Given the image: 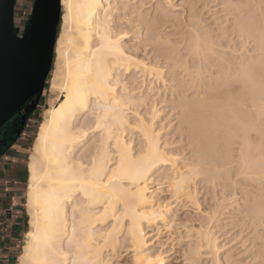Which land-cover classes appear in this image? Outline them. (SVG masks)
I'll return each mask as SVG.
<instances>
[{"label":"bare ground","instance_id":"6f19581e","mask_svg":"<svg viewBox=\"0 0 264 264\" xmlns=\"http://www.w3.org/2000/svg\"><path fill=\"white\" fill-rule=\"evenodd\" d=\"M196 1H202L201 6L204 8L210 4L220 13L226 10L228 15L231 13L228 18L224 13L220 14L222 20L226 16L225 21L229 22L225 26H222L225 22L218 24L221 27L218 30L217 25L215 29L227 39L233 36L239 40L240 47L244 48L243 52L237 50L240 55H236L234 45L235 54L230 55L231 58L221 54L217 57L218 51L214 47L217 42L214 43V37L209 36L212 35L209 34L211 29L204 30L197 16L196 20L193 17L194 22L191 21L194 24L190 27L193 39L189 42L185 40L187 47L180 46L184 40L178 46L169 47L163 44L159 32H155L156 19L147 18L136 0H61L64 12L60 19L61 31L54 47L56 72L50 81V89L55 92L56 98L55 103L44 110L28 157L25 206L29 229L24 235L17 264H111L110 259H107L108 254H103V250H110V255L117 253L115 247L120 232H124V239L127 240L126 252L132 253V264H165L164 255H161L164 252L150 247L151 241L147 239L145 231L149 225H168L172 215L170 204L154 201L155 191L149 189L152 174L162 180L166 178L178 198L185 197L192 203L196 199V187L192 184L199 175L206 183L209 181L213 187H220L225 196L239 191L242 193L241 201L233 203L236 208L229 206L233 209L229 210L231 216L239 212L237 222L250 223L252 231L260 228L264 230V0ZM211 6L207 8L211 9ZM188 8L191 10L190 6ZM213 19L217 21L218 18ZM183 49L186 51L183 52ZM231 51L226 49V54ZM163 68L167 69L169 79L175 80L177 88L180 84L197 87L201 83L200 88H205V71L210 76L215 74L207 90L208 96H205L206 91L204 96L201 95L204 98L199 100L200 116L196 115L197 119L191 115L192 107L187 106L192 99L187 98L185 102L180 97L183 100V104L179 102V105H183L180 111L177 108L180 98L175 101L177 105L174 103L179 111H176V119H183L182 124L188 125L187 128L189 125H198L193 126L195 129L191 133L195 139L199 137L196 145H193L196 158H191V162L183 160L181 166V161L176 163L177 152L173 149L176 154L172 153V149L171 152L167 148L168 141H160L161 128L157 130L153 127L152 119L158 109L149 106L151 110L147 113L153 117L151 120L149 116L144 117L143 113L134 114L135 103L149 98L146 91L143 93L147 94L136 95L135 89L145 84L143 75L153 74V78L160 79L164 74ZM139 75L142 80L137 81ZM151 83L149 79L147 88L150 90L153 87ZM163 83L161 85L165 86ZM179 89L181 91L182 88ZM188 95L191 98L192 94ZM170 97L165 100L169 101ZM190 111L192 113L188 114ZM130 113L132 116L134 114L133 119ZM133 129L142 136L137 153L133 151V143L131 145L130 140L124 138V132L128 130L130 133ZM179 135L182 136V133ZM217 204L220 205V202ZM106 219L110 222L103 228ZM199 229L191 233L196 245L192 248L196 250L189 249L198 252V248H203L212 254L211 264H221L216 254L219 246L215 233L212 234L210 229ZM259 231L254 234V239L250 235L256 247L252 251V259L261 257L264 250V242L259 240L263 237ZM248 250L249 246L245 251Z\"/></svg>","mask_w":264,"mask_h":264},{"label":"rangeland","instance_id":"374dc122","mask_svg":"<svg viewBox=\"0 0 264 264\" xmlns=\"http://www.w3.org/2000/svg\"><path fill=\"white\" fill-rule=\"evenodd\" d=\"M28 2L29 1H31V0H27ZM136 1H138V5L141 7L140 9L141 10H143V13L146 15V17L147 18H150V19H156L155 20V28L154 29H156L155 30V32L156 33H158L160 36H162L161 37V41L163 42V44L164 45H166V46H178L179 44H180V41L181 40H186L187 41V39H188V42H189V40H191V39H193L192 37H193V34H192V32L193 31H191V28L190 27H193V25L194 24H192V22H194L197 18H196V16L199 18L198 19V21H199V25L201 26L202 25V27H203V29L205 30H210L211 29V31H210V33L209 34H212V35H214V36H212V35H209V34H207V35H209V36H211V38H213V42L214 41H216V42H214V43H216L215 45H214V47H215V49L218 51L217 53V57H219L218 55H223V56H228V57H230L231 58V56L230 55H232V54H235V50H234V48L236 49V51L238 50L239 52H241L244 48L241 46L240 47V42H239V40L236 38V37H233V36H231V37H229V39H227L226 37H224L222 34H219L218 32H220V31H218L219 30V28L221 27L220 25L221 24H223L224 22H225V24H223L222 26H225L226 25V23L228 24V22L229 21H225L226 20V16L228 15V13H226L227 12V10H226V12L224 11H221L222 13H220V10L218 11V9H214L213 8V6H211L210 4H209V6H207V7H210L211 6V9H209V8H207L206 6H205V8L204 7H202L201 6V4H202V1L200 2H198V1H196V0H193V4L191 3V1L192 0H136ZM159 1V2H158ZM141 2V3H140ZM143 2V3H142ZM197 3V5H196V3ZM140 3V4H139ZM154 3V4H153ZM142 4H144V6L142 5ZM162 4V5H161ZM164 4V5H163ZM191 4V5H190ZM168 5V6H167ZM170 5V6H169ZM199 5V6H198ZM143 6V7H142ZM148 6V8H146ZM158 8H157V7ZM164 6H165V8H164ZM191 7V10H190V8H188V7ZM192 6H194V8L192 7ZM159 7H160V9L162 10H160L159 9ZM162 7V8H161ZM166 7H167V9H166ZM195 7H196V9H195ZM199 7L201 8V11L199 10ZM204 8V9H203ZM216 8V7H215ZM158 9V10H157ZM165 9V10H164ZM168 9H169V11H168ZM206 9V10H205ZM208 9H209V11H208ZM213 9V10H212ZM193 10V11H192ZM195 10V11H194ZM228 10L229 11H232L231 10V8H228ZM167 13H166V12ZM190 13H189V12ZM200 11V12H199ZM211 11H212V15H211ZM215 11H217V13L215 12ZM27 12V11H26ZM64 11H63V8H62V6H61V15H62V13H63ZM149 12V13H148ZM156 12V13H155ZM161 13V15L162 16H160V13ZM185 12V13H184ZM195 12V14H193ZM150 13H151V15H150ZM167 15H165V14ZM187 13H189V15L187 14ZM206 13H207V15H206ZM209 13H210V15H209ZM219 13V14H218ZM223 13L224 14H226V16H224V18H223V20H222V17L223 16H220V14L221 15H223ZM149 14V15H148ZM191 14V15H190ZM199 14V15H198ZM216 14L218 15V16H216ZM230 15H228L227 16V18L228 17H230L231 16V13H229ZM160 17H159V16ZM168 15H169V17H168ZM21 16V15H20ZM164 16H165V18H164ZM182 16L184 17V18H182ZM186 16H187V18H186ZM188 16H189V19H190V21H189V19H188ZM191 16H192V18L194 17L195 18V20H194V18L192 19L191 18ZM211 16V17H210ZM215 16V17H214ZM161 17H162V19H161ZM205 17V18H204ZM209 17L211 18V19H209ZM221 18V21L219 22L218 20H220V18ZM21 18H23V16H21ZM160 20H159V19ZM203 18H204V20H203ZM213 18H218V19H216L217 21H215V19H213ZM182 19V20H181ZM206 19H208V20H206ZM165 20H166V23H165ZM183 20H185L186 22H184ZM188 20V21H187ZM182 21V22H181ZM192 21V22H191ZM207 21V22H206ZM210 23H209V22ZM178 22V23H177ZM180 22V23H179ZM190 24H189V23ZM212 22V23H211ZM214 22V23H213ZM217 22H219V23H217ZM16 24H15V27H17L18 29H22V26L24 27V24H23V22H22V19L21 20H19L18 22H17V20H16V22H15ZM183 23H184V25H183ZM188 23V24H187ZM209 23V24H208ZM26 24V23H25ZM166 26H164V25ZM179 24H182V25H179ZM192 24V25H191ZM205 24V25H204ZM208 24V25H207ZM213 26H212V25ZM214 24H216V25H214ZM218 24H220V25H218ZM186 25H188L187 27H185ZM219 27H218V26ZM163 26V27H162ZM178 26H181L180 28L178 27ZM204 26H207V27H204ZM213 28H211V27ZM215 26H217V29H215L216 27ZM165 27V28H164ZM198 27V26H197ZM210 27V28H209ZM160 28H162V29H160ZM187 28H190V29H187ZM182 29L184 30V31H182ZM180 30V31H179ZM193 30V29H192ZM218 32H217V31ZM60 31H61V21H60V25H59V30H58V35H59V33H60ZM163 31V32H162ZM165 31V32H164ZM167 32V33H166ZM176 32V33H175ZM178 32H180V33H178ZM189 32H191V33H189ZM211 32H216L215 34H217L218 33V35H216L215 36V34L214 33H211ZM186 33V34H185ZM164 34V35H163ZM177 34V35H176ZM182 34H183V36H184V34H185V36L183 37L182 36ZM188 34V35H187ZM189 34H191V36L189 35ZM58 35H57V37H58ZM176 35V36H175ZM221 35V36H220ZM221 38H220V37ZM182 37H183V39H182ZM219 38V39H217V38ZM178 40H177V39ZM232 38H233V40H232ZM236 38V39H235ZM57 39V38H56ZM215 39V40H214ZM225 39V40H224ZM182 41V43H181V47L182 48H185V47H187L186 45H188V43L185 41ZM211 41H212V39H211ZM223 41V42H222ZM233 41L235 42V43H233ZM238 41V42H237ZM168 42V43H167ZM177 42V43H176ZM227 42V43H226ZM228 42H229V44H228ZM231 42V43H230ZM237 43H238V46L240 47H238L237 46ZM173 44V45H172ZM184 44V45H183ZM226 44L227 45H229L230 46V48L232 49L233 47H234V45H236L232 50H234L233 52L231 51V49L229 48V46H226ZM183 45V46H182ZM185 46V47H184ZM218 47H219V49H218ZM228 47V48H227ZM224 48V49H223ZM228 50V52L229 51H231L230 52V54H228V52H227V54H226V49ZM230 49V50H229ZM222 50V51H221ZM186 50L185 49H183V52H185ZM238 51L236 52V55H240V54H237L238 53ZM244 51V50H243ZM242 51V52H243ZM223 52H225V53H223ZM220 55V56H221ZM55 59H56V56H55V51H54V56H53V62H52V66H51V70H50V72H49V75H48V78H47V85H46V87L45 88H43V90H42V93H41V96H40V103H39V105L38 106H36L37 108H35L34 109V117L31 119V130H32V136H31V138H30V150H29V155H30V152H31V149H32V143H33V140H34V137H35V135H36V132H37V128H38V126H39V124H40V122H41V120H42V116H43V113H44V110L46 109V108H48L49 106H51L52 104H54L55 103V98H56V94H55V92H53L50 88V81H51V79L53 78V76L55 75V72H56V66H55ZM216 67V66H215ZM214 67V68H215ZM163 73L164 74H162L163 76H162V78H160V79H156L155 78V76H154V78H153V74H150V75H143V77L142 76H138V78H137V81H139L140 79H141V77L143 78V80H145L144 81V83L145 84H143L142 82V85L138 88H136L135 90L137 91V94L136 95H138V94H142L143 92H147L148 93V95H149V98L147 99V100H145V101H138V102H136L135 103V112H134V114L136 115V113H138V114H141V113H143V116L144 117H148V119H152L153 117V119H152V124H153V127L154 128H156L157 130L159 129V128H161V129H159V133L161 134L160 136H161V138H160V141H163L164 140V142L165 141H168V142H166L167 144H168V146H167V144H166V146H167V148L168 149H172V151H171V149L169 150V151H171L172 153H175L176 154V152H177V155L175 156L178 160H177V162L176 163H178V162H180L179 163V166H181V165H183L184 164V162L182 163V161L184 160V161H186V162H191L192 160H194L195 158H196V156L194 155V149H195V147H193V145H196L195 143H197V141H196V139H199V137H196V139L193 137V135L191 134L192 133V130L193 129H195V127H197L196 125H193V126H195V127H193L192 125H189V128H187L188 127V125H186V124H182V122L183 121H181V120H183V119H181V118H179V119H176L177 117H176V115L179 113V111L183 108V105H181L182 107H180V105H179V102L181 101L182 102V104H183V100L186 102V101H188V99L190 100V99H192V101L189 103V104H187V106L189 107V108H191L192 107V110L191 111H193V113L190 111V112H187L188 114H191L192 116H194L196 119H197V117H199L200 115H198V113H199V110H200V105H198V103L200 102L199 100H201V99H203L202 98V96H204L205 94V96L207 97L208 96V92H207V90L208 89H210V88H208L210 85H211V82H213V79H214V76H215V74H212L211 76L210 75H208V72L207 71H205L204 73V75H206L205 76V80H203V86H205V88L204 87H202V89L200 88L201 86H202V83H201V85L200 86H197V87H190V85H189V87H188V85L187 84H180L179 82H177V85L178 84H180V85H178V86H180L179 88L181 89V91H178V89L179 88H177L176 87V82H175V80L173 81V80H170L169 79V73L167 72V69L166 68H163ZM167 72V73H166ZM139 73H137L136 75H138ZM167 75V76H166ZM150 76H151V78H150ZM165 76H166V78H165ZM207 77V78H206ZM163 78H165L164 80H162ZM209 78V79H208ZM149 79H150V81H152V85L151 84H149V87H150V85H151V87H152V89L150 90V89H148L147 87H148V83H149ZM169 79V80H168ZM208 79V80H207ZM142 80V79H141ZM148 80V81H147ZM156 80V81H155ZM210 80V81H209ZM162 81H164V85L165 86H163V85H161L162 84ZM169 81V82H168ZM207 81V82H206ZM148 82V83H147ZM205 82V83H204ZM140 82H139V84H141ZM158 83V84H157ZM171 84V85H169V84ZM138 84V85H139ZM155 84H156V86H155ZM175 84V85H174ZM206 84V85H205ZM145 85H147V86H145ZM167 85H169L168 86V88L166 87ZM208 85V86H207ZM143 86V87H142ZM155 86V87H154ZM161 86V87H160ZM186 88V90L183 88ZM158 87V88H157ZM173 88L172 90H170V88ZM167 88V89H166ZM189 88H191L192 89V91L189 89ZM196 88V89H195ZM198 88V89H197ZM175 89H177V91L175 90ZM179 89V90H180ZM182 90H183V92H182ZM188 90H190L189 92H188ZM198 90V91H197ZM204 90V91H203ZM150 91V92H149ZM169 91V92H168ZM170 91H172V92H170ZM185 91V92H184ZM203 91V92H202ZM207 93H206V92ZM153 92V93H152ZM168 92V94H166ZM180 92V93H179ZM205 92V94L203 95V93ZM147 93H143V94H147ZM152 95H151V94ZM179 93V94H178ZM186 93H187V95H186ZM199 93V94H198ZM154 94V95H153ZM155 94H156V96H155ZM159 94V95H158ZM164 94V95H163ZM176 94V95H175ZM181 94H184V95H182L181 96ZM188 94H192L191 95V98H189L188 96ZM197 94V95H196ZM169 95V96H168ZM173 96V95H175V96H173V98L175 99V97L176 96H178V98L176 97V99L173 101V98L172 97H170V96ZM198 95L199 96H201V97H198ZM187 96V97H186ZM195 96V97H194ZM152 97V98H151ZM162 97H165V98H162ZM171 98L172 99V103H170V100L168 101V100H165L166 98ZM180 97H182V99L180 98ZM184 97H186V98H184ZM181 100H180V99ZM188 98V99H187ZM150 99V100H149ZM177 99H179L178 100V105H177V102H175V101H177ZM187 99V100H186ZM194 99V100H193ZM167 101V103H165L164 101ZM51 101H53V103L51 102ZM148 101V102H147ZM150 101V102H149ZM141 102V103H140ZM164 102V103H163ZM180 102V103H181ZM30 103H31V101L30 102H28V103H26L23 107H24V109L25 110H27L28 108H29V106H30ZM148 103V104H147ZM172 104L173 106H171V107H168V106H170L169 104ZM174 103H176V105H177V108H178V110L179 111H177V108H175L176 106L174 105ZM195 105H194V104ZM148 105V106H147ZM152 105H153V107H152ZM149 106H151L152 108H154V109H158L157 110V113H156V115H154L153 117L151 116V114H148L147 112H149L150 110H151V107H149ZM175 106V107H174ZM191 106V107H190ZM196 107V108H195ZM175 108V109H174ZM181 108V109H180ZM198 108V109H197ZM172 109H174V110H172ZM147 110V111H146ZM196 110V111H195ZM176 111L178 112L177 114H176ZM195 112H197V113H195ZM131 114V113H130ZM134 114H133V116H134ZM205 114V113H204ZM196 115H197V117H196ZM131 117V119H133L134 117L132 116V114L130 115ZM179 120V121H178ZM177 121V124L175 123ZM13 122V118H11L9 121H8V123H7V125H9L10 123H12ZM182 124V125H181ZM198 124V123H197ZM179 126H180V128H179ZM182 126L184 127L182 130V132H181V128H182ZM187 126V127H186ZM192 126V127H191ZM176 127L178 128V129H180V130H178L177 129V131L175 130L176 129ZM190 128H191V130H190ZM186 129V130H185ZM187 131H189V132H187ZM128 132V133H127ZM132 131H130V133H131ZM183 132L185 133V134H183ZM129 133V131L128 130H126V132H124V138L127 140V138L130 140V142H131V145H132V143H133V145H132V147H133V151H135L136 153L138 152V150H139V148H140V144L142 143V136L139 134V132L138 131H135L134 129H133V132L130 134ZM182 133V136H180L179 134H181ZM187 133V134H186ZM189 134H191L192 135V137L189 135ZM187 135V136H186ZM189 135V136H188ZM34 136V137H33ZM130 136V137H129ZM183 136H184V138H183ZM131 138V139H130ZM165 138V139H164ZM181 138H182V140H181ZM187 139V141H186V139ZM184 139V140H183ZM189 139H191V141L189 140ZM194 139V140H193ZM132 140V141H131ZM193 140V141H192ZM141 141V142H140ZM182 141V142H181ZM186 141V142H185ZM196 141V142H195ZM199 141V140H198ZM171 142V143H170ZM186 144H185V143ZM137 143V144H136ZM194 143V144H193ZM207 144L208 143H206L205 144V146H207ZM176 146V147H175ZM178 146H183L182 148L181 147H178ZM173 147V148H172ZM208 147V146H207ZM136 148V149H135ZM181 148V149H180ZM190 148V150H188ZM176 151V152H174V150ZM180 149V150H179ZM180 151V152H179ZM193 154H192V153ZM179 153V154H178ZM191 153V154H190ZM189 155H191V156H189ZM194 157H193V156ZM186 156V157H185ZM190 157V158H189ZM185 158H186V160H185ZM192 158V160H190ZM27 160H28V158H27ZM188 160H190V161H188ZM154 174H156V173H154ZM197 176V175H196ZM195 176V177H196ZM201 175H199L198 176V178L196 177V179H194L196 182H197V184H196V182L194 181H192L193 182V186L194 187H196L194 190H195V195H196V199H195V202L194 203H196V204H194V203H192L190 200L188 201V199L187 198H185V197H182V198H180V196H179V198H178V196L177 195H175L174 193H173V191L170 189V187H169V183H168V180L166 179V178H164L163 180L162 179H160V178H158L159 176L158 175H153L152 174V181H151V183L149 184V189L150 190H153V191H155V193H154V201H158V202H162V203H165V204H170V214H172V215H170L171 217H170V219H171V222L168 224V225H164V224H158L157 226H155V225H149V226H147L146 227V229H145V231L147 232V234H148V237H147V239L148 240H150L151 241V245H150V247L152 248V249H154V250H156V251H158V250H161V251H163L164 253L163 254H161V255H164V261L166 262L165 264H211V257H213L212 256V254H210V253H208V251H204L203 250V248L201 249V248H198L201 252H199V250H198V252L197 251H193L195 248H192V247H196V245H195V242H194V237H191L192 236V234H193V231L192 230H195V229H199V230H203V228H204V230L203 231H210L212 234H214V237H216L217 239H216V244L219 246V248L217 249V255H218V257L220 258L219 260H220V263L221 264H249V263H251V264H263L264 262H263V260H264V258H263V260L261 261V259H262V255H263V253H264V250H263V252L261 253L262 255H261V257L259 256V258L258 257H254L253 259L251 258L252 257V251H254V249L256 248H254V246H253V244H252V240H251V238L252 239H254L255 237V235L257 234V231H259V230H261L262 228H260V229H256L255 231H254V233L252 234L251 232H253L252 230H251V225H250V223H246V221H238V222H240V223H242L244 226H246L248 229H246L242 224H240V223H238L237 222V219H238V217H236L238 214H239V212H235L236 214H234L233 216H231V213H230V211H232L233 209H230V207L229 206H233V207H237V206H235V205H233V203L234 202H236V201H241L240 199H241V195H242V193H239V191L237 192V191H235V193L233 194V195H235L233 198H232V196L233 195H231V196H225V195H223V194H225V193H223V192H221V188L220 187H213L212 186V183L211 182H209V181H207V183H206V181H203V180H201V177H200ZM156 177V178H155ZM194 177V178H195ZM200 177V178H199ZM154 179V180H153ZM199 179V180H198ZM199 181H201V182H199ZM27 182H28V179H27ZM191 182V183H192ZM211 183V184H210ZM194 184H196V185H194ZM190 186H191V184H190ZM193 186H191L192 188H194ZM217 190H216V189ZM26 190H27V184H26ZM238 190V189H237ZM219 191V192H218ZM215 192V193H214ZM26 193V192H25ZM213 193V194H212ZM218 193V195H216ZM240 194V195H239ZM175 195V196H174ZM224 197H223V196ZM177 196V197H176ZM212 196H213V198H212ZM216 196V197H215ZM222 196V197H221ZM25 197H26V194H25ZM219 197V201L218 200H216L215 198H218ZM236 197H238V198H236ZM240 197V198H239ZM185 198V199H184ZM221 198V199H220ZM223 198V199H222ZM216 201H215V200ZM197 200V201H196ZM214 201V202H213ZM220 202V205H218L217 203L218 202ZM215 202H216V204H215ZM226 203H227V205H226ZM224 204V205H223ZM212 205H215V206H212ZM172 206V207H171ZM217 206V207H216ZM224 206V208H223V210L221 211V209H222V207ZM227 207V209H226V207ZM210 209H209V208ZM213 207H216V208H218L217 210H216V208H213ZM221 207V208H220ZM229 207V208H228ZM24 208L26 209V206H25V198H24ZM211 209H214V210H212V212H211ZM215 210H216V212H215ZM224 210H225V212H224ZM230 210V211H229ZM229 211V212H228ZM27 212V211H26ZM223 212H224V214H223ZM211 213H215L216 215L215 216H211V215H213V214H211ZM219 213V214H218ZM221 213V214H220ZM230 213V214H229ZM238 213V214H237ZM225 214H228V215H226L225 216ZM222 215V216H221ZM217 216V217H216ZM224 216V217H223ZM231 216V217H230ZM239 216V215H238ZM222 217V218H221ZM233 217V218H232ZM235 217V218H234ZM27 218H28V214H27ZM176 220H175V219ZM184 218V219H183ZM199 220H198V219ZM210 218H213V219H211L212 221H210L211 223H209V221L208 220H210ZM223 218H225V219H223ZM227 218V219H226ZM204 219V220H203ZM230 220V222H228L227 220ZM233 219V220H232ZM173 220V221H172ZM185 220V221H184ZM234 220L236 221V222H234ZM107 223L106 224H103V228H105L106 226H108L109 225V222H110V220H108V219H106L105 220ZM198 221V222H197ZM201 221V222H200ZM205 221H207V223L209 224H207ZM224 221H226V222H224ZM183 222V223H182ZM184 222H185V225H184ZM232 222V223H231ZM181 223V224H180ZM196 223V224H195ZM199 223H200V225H199ZM201 224H203V225H201ZM238 224H240V226L238 225ZM247 224V225H246ZM105 225V226H104ZM172 225V226H171ZM189 225V226H188ZM206 225H208V226H206ZM200 226V227H199ZM235 226V227H234ZM250 228H249V227ZM171 227V228H170ZM173 227V228H172ZM185 227H186V229H185ZM196 227H198V228H196ZM206 227V228H205ZM245 228V230H244V228ZM168 228V229H167ZM170 228V229H169ZM241 228V229H240ZM29 229V225H28V228H27V230ZM188 229H190V231L188 230ZM210 229V230H209ZM264 229V228H263ZM189 232H188V231ZM264 231V230H263ZM262 230H261V232H260V234H261V236L263 237L262 239H261V237H260V241L261 242H264L263 240H264V233H262L263 232ZM186 232V233H185ZM248 232V233H247ZM249 232H250V234H249ZM192 233V234H191ZM246 233H247V235L248 236H246ZM256 233V234H255ZM190 234V235H189ZM238 234V235H237ZM255 234V235H254ZM187 235H188V237H190V238H188L187 237ZM236 235V236H235ZM244 235L246 236V238H247V240H248V242H246V238L244 237ZM250 235L252 236L251 238H250ZM241 236H243L244 237V240H243V237H241ZM124 237H125V235H124V232H120L119 233V236H118V243H117V247H115V249H117V253L115 252V255H110L111 253H109V251L107 252V250H103V254H108L107 255V259L109 260V262L111 263V264H132V259H131V255H132V253L131 252H126V249H125V245H126V241L127 240H125L124 239ZM249 237V238H248ZM254 237V238H253ZM242 239V240H241ZM257 239V238H256ZM123 240H125V241H123ZM249 240L251 241V242H249ZM258 240V239H257ZM120 241V242H119ZM193 242V243H192ZM124 243V244H123ZM240 243V244H239ZM245 243H246V245H245ZM251 243V244H250ZM119 244V245H118ZM188 244V245H187ZM193 244V245H192ZM223 244V245H222ZM23 245V244H22ZM190 245H191V247H190ZM234 245V246H233ZM250 245H251V247H250ZM123 246V247H122ZM220 246H221V248H220ZM232 246V247H231ZM248 246H249V250L248 251H245V250H247L248 249ZM118 247H120L119 249H118ZM242 247V248H241ZM253 247V248H252ZM263 248L262 249H264V244H263V246H262ZM192 248L193 250V252L190 250V249ZM240 248H241V250H240ZM247 248V249H246ZM251 248V249H250ZM106 249V248H105ZM190 250V252L188 251V250ZM232 249V250H231ZM119 250V251H118ZM196 250V249H195ZM239 251V253H238V251ZM106 251V252H105ZM241 251V252H240ZM243 251H244V253H243ZM186 252V253H185ZM187 252H188V255H187ZM246 252H248V253H246ZM22 253V248H20V251H19V253H18V256L20 255ZM125 253V254H124ZM193 254V256H191L192 254ZM195 253H196V255H195ZM219 253V254H218ZM235 253V254H234ZM237 253V254H236ZM241 253V254H240ZM167 254V255H166ZM183 254V255H182ZM185 254V255H184ZM189 254H191L190 256H189ZM206 254H207V256H206ZM229 254H231L230 256H229ZM248 254H250V256L247 258V256H248ZM195 255V256H194ZM237 255V256H236ZM183 256H184V258H183ZM204 256H206V258H204ZM242 256V257H241ZM246 256V257H245ZM192 259H191V258ZM221 257H222V259H221ZM228 257H229V259H228ZM231 257V258H230ZM239 257V258H238ZM244 257V258H243ZM263 257H264V255H263ZM185 258H187V261H184V260H186ZM168 259V260H167ZM233 259V260H232ZM239 259V260H238ZM242 259H243V261H242ZM246 259V260H245ZM191 260V261H190ZM223 260V261H222ZM227 260V261H226ZM252 260H253V262H252ZM256 260V261H255ZM190 261V262H189ZM261 261V262H260ZM16 262H18V258L16 259ZM184 262H186V263H184ZM194 262V263H193ZM249 262V263H248Z\"/></svg>","mask_w":264,"mask_h":264},{"label":"water","instance_id":"95a60500","mask_svg":"<svg viewBox=\"0 0 264 264\" xmlns=\"http://www.w3.org/2000/svg\"><path fill=\"white\" fill-rule=\"evenodd\" d=\"M14 4L15 0H0V128L31 101L21 115L18 136L36 108L51 70L61 0H33L21 32L14 24Z\"/></svg>","mask_w":264,"mask_h":264},{"label":"crops","instance_id":"0c3cea01","mask_svg":"<svg viewBox=\"0 0 264 264\" xmlns=\"http://www.w3.org/2000/svg\"><path fill=\"white\" fill-rule=\"evenodd\" d=\"M33 113L18 136L9 129L2 134L0 143V225L5 250L2 264H17L16 259L28 228L24 198Z\"/></svg>","mask_w":264,"mask_h":264},{"label":"trees","instance_id":"16d2710c","mask_svg":"<svg viewBox=\"0 0 264 264\" xmlns=\"http://www.w3.org/2000/svg\"><path fill=\"white\" fill-rule=\"evenodd\" d=\"M31 8H32V3L28 2L27 0H20V2H19V0H15V4H14V24H16L15 23L16 20L18 22L21 19H22L23 24H25V22H27V20L29 18V15H30V12H31ZM20 15L23 16V18H21ZM59 25H60V22H59ZM22 29H23V26H22ZM22 29L21 30L19 29V32H21ZM58 30H59V26H58V29H57V35H58ZM46 85H47V79H46L44 88L46 87ZM39 103H40V99H39V102H38L37 106L39 105ZM8 121L4 125H7ZM9 125L11 127V123ZM2 128H3V126L0 128V134L2 133L1 132L2 131ZM1 140H2V134H1ZM1 140H0V143H1Z\"/></svg>","mask_w":264,"mask_h":264},{"label":"flooded vegetation","instance_id":"af4514ba","mask_svg":"<svg viewBox=\"0 0 264 264\" xmlns=\"http://www.w3.org/2000/svg\"><path fill=\"white\" fill-rule=\"evenodd\" d=\"M25 112H26V110L24 109V107L21 109L20 112H17V114L13 117V122L11 123V127H10V125H4L2 128L1 134H3V133L5 134L10 129V130L14 131V135H15L18 128H19L21 115L24 114ZM1 134H0V140H1Z\"/></svg>","mask_w":264,"mask_h":264},{"label":"built area","instance_id":"2783aa9c","mask_svg":"<svg viewBox=\"0 0 264 264\" xmlns=\"http://www.w3.org/2000/svg\"><path fill=\"white\" fill-rule=\"evenodd\" d=\"M19 2H20V0H19ZM29 2L32 3V5H33V0H31ZM25 23H27V22H25ZM24 26H25V24H24ZM4 251H5L4 250V234L2 232V227L0 225V264H2V260H3V257H4Z\"/></svg>","mask_w":264,"mask_h":264},{"label":"snow or ice","instance_id":"6c2138e0","mask_svg":"<svg viewBox=\"0 0 264 264\" xmlns=\"http://www.w3.org/2000/svg\"><path fill=\"white\" fill-rule=\"evenodd\" d=\"M2 69H3V56L0 53V78H2Z\"/></svg>","mask_w":264,"mask_h":264}]
</instances>
